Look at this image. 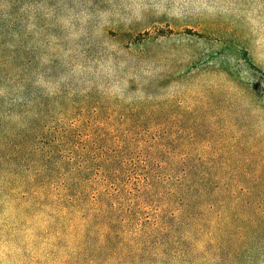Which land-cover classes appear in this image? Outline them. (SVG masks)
Listing matches in <instances>:
<instances>
[{"label":"rangeland","instance_id":"1","mask_svg":"<svg viewBox=\"0 0 264 264\" xmlns=\"http://www.w3.org/2000/svg\"><path fill=\"white\" fill-rule=\"evenodd\" d=\"M86 92L105 108L109 98L173 114L188 106L206 130L209 168L219 160L221 251L185 241L193 225L181 223L171 252L143 262L264 264V0H0L5 121L42 102L61 123ZM14 203L0 197V264L60 259L43 218Z\"/></svg>","mask_w":264,"mask_h":264},{"label":"trees","instance_id":"2","mask_svg":"<svg viewBox=\"0 0 264 264\" xmlns=\"http://www.w3.org/2000/svg\"><path fill=\"white\" fill-rule=\"evenodd\" d=\"M109 99L83 93L58 124L42 102L7 112L15 125L1 110L0 197L43 218L53 264H155L142 260L171 252L181 223L185 241L221 251L220 163L195 114Z\"/></svg>","mask_w":264,"mask_h":264}]
</instances>
